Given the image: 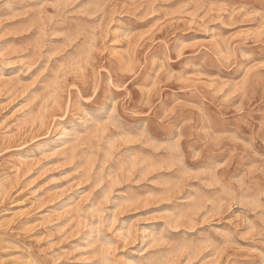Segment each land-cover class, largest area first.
<instances>
[{"label":"rangeland","instance_id":"obj_1","mask_svg":"<svg viewBox=\"0 0 264 264\" xmlns=\"http://www.w3.org/2000/svg\"><path fill=\"white\" fill-rule=\"evenodd\" d=\"M139 262L264 264V0H0V264Z\"/></svg>","mask_w":264,"mask_h":264},{"label":"bare ground","instance_id":"obj_2","mask_svg":"<svg viewBox=\"0 0 264 264\" xmlns=\"http://www.w3.org/2000/svg\"><path fill=\"white\" fill-rule=\"evenodd\" d=\"M83 38H84V37H83ZM87 46H88V45H87ZM109 113H110V111H109ZM105 116H106V115H105ZM90 120H91V119H90ZM91 123L93 124L94 121H93V122L91 121ZM84 126H85V124H84ZM84 128H85V127H84ZM61 131H62V130H61ZM65 133H66V132H65ZM101 134H102V133H101ZM61 136H62V135H61ZM61 136H60V137H61ZM77 143H78V141H77ZM172 150H173V149H172ZM29 155H30V154H29ZM18 156H19V155H18ZM33 156H34V154H33ZM33 158H35V157H33ZM20 159H21V157H20ZM84 159H86V158H84ZM176 160H177V159H176ZM32 161H33V160H32ZM84 161H85V160H84ZM121 162H122V161H121ZM125 164H126V163H125ZM121 165H122V164H121ZM121 165H120V166H121ZM21 166H23V165H21ZM122 166H123V165H122ZM122 166H121V167H122ZM123 167H124V166H123ZM128 167H129V166H128ZM132 167H133V166H132ZM129 168H130V167H129ZM122 169H123V168H122ZM122 169H121V170H122ZM125 169H126V167H125ZM125 169H124V170H125ZM118 170H119V169H118ZM126 170H127V169H126ZM129 170H130V169H129ZM120 173H121V172H120ZM128 174H129V173H128ZM128 174H127V175H128ZM122 175H123V174H122ZM122 175H121V176H122ZM117 178H118V177H117ZM126 178H127V176H126ZM117 180H118V179H117ZM119 182H120V180H119ZM11 183H12V182H11ZM10 185H11V184H10ZM111 185H112V184H111ZM109 187H110V186H109ZM6 189H7V188H6ZM260 195H261V194H260ZM28 196H29V195H28ZM3 197H4V196H3ZM36 197H37V196H36ZM190 197H191V196H190ZM27 198H28V197H27ZM26 200H27V199H26ZM122 200H123V199H122ZM122 200H121V201H122ZM30 201H31V200H30ZM121 201H120V202H121ZM117 205H118V204H117ZM5 213H6V211H5ZM10 213H11V212H10ZM13 213H15V212H13ZM12 216H13V214H12ZM4 220H6V219H4ZM29 224H30V223H29ZM93 238H94V237H93ZM93 241H94V239H93ZM86 242H87V241H86ZM91 242H92V241H91ZM152 242H154V241H152ZM155 243H156V242H155ZM88 244H89V243H88ZM86 245H87V244H86ZM150 245H151V244H150ZM88 246H89V245H88ZM86 247H87V246H86ZM142 256H143V255H142ZM149 257H150V256H149ZM101 258H102V257H101ZM100 260H101V259H100ZM130 260H131V259H130ZM134 260H136V259H134ZM141 260H142V259H141ZM137 261H138V260H137ZM129 263H131V262H129ZM139 264H140V262H139Z\"/></svg>","mask_w":264,"mask_h":264}]
</instances>
